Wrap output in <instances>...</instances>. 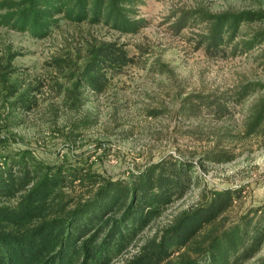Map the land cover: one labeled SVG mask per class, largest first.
Wrapping results in <instances>:
<instances>
[{
	"label": "trees",
	"instance_id": "trees-1",
	"mask_svg": "<svg viewBox=\"0 0 264 264\" xmlns=\"http://www.w3.org/2000/svg\"><path fill=\"white\" fill-rule=\"evenodd\" d=\"M143 3L0 0V26L44 37L65 18L135 32L146 24L139 15ZM263 17L252 10L183 9L170 27L178 31L191 20L202 22L196 46L209 57L223 58L264 41V30L239 32L242 23ZM83 48L78 65L60 56L49 61L58 70L69 66L66 74L73 85L67 96L71 98L81 88L102 92L112 75L135 62L117 39L92 37ZM13 54L0 61V79L6 84L9 111L16 115L37 105L44 83H24L18 75L7 81L18 70ZM257 59L264 69V48ZM74 67L78 69L73 71ZM263 89L262 82L246 81L231 89L188 93L180 110L215 120L230 117L235 104ZM250 134L264 137V91L243 121L242 136ZM203 155L213 162L236 157L219 142ZM193 169L192 161L169 154L129 176L111 177L66 160L46 162L30 148L8 151L0 161V264H244L255 258L264 243V203L232 219L226 215L241 197V186L203 189L196 203L172 211L163 225L145 233L170 204L184 197L195 181Z\"/></svg>",
	"mask_w": 264,
	"mask_h": 264
},
{
	"label": "rangeland",
	"instance_id": "rangeland-1",
	"mask_svg": "<svg viewBox=\"0 0 264 264\" xmlns=\"http://www.w3.org/2000/svg\"><path fill=\"white\" fill-rule=\"evenodd\" d=\"M183 9L252 10L264 15V0H144L139 15L146 24L135 32L65 18L44 37L0 26V61L14 53L12 63L18 67L7 81L18 75L24 83H44L37 105L14 115L9 111L6 84L0 79V161L8 151L30 148L46 162L66 160L111 177L129 176L169 154L192 161L194 183L146 234L163 225L172 211L196 203L203 189L242 187L241 197L226 214L229 219L264 203V137L242 136L248 108L264 89L235 104L230 117L215 120L208 114L180 110L188 93L231 89L246 81L264 83V69L257 59L264 41L246 52L209 57L195 43L202 22L191 20L178 31L170 27ZM257 30H264V17L242 23L239 32ZM92 37L124 42L135 62L112 75L102 92L81 88L71 98L67 96V88L73 85L66 74L69 66L58 70L49 61L60 56L80 64L83 45ZM216 142L236 157L227 162L203 158ZM244 264H264V243L257 256Z\"/></svg>",
	"mask_w": 264,
	"mask_h": 264
}]
</instances>
